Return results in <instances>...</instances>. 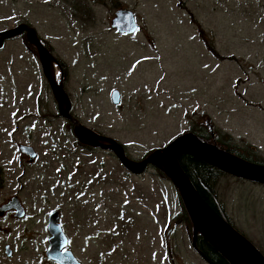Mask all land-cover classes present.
Returning <instances> with one entry per match:
<instances>
[{"label": "rangeland", "instance_id": "374dc122", "mask_svg": "<svg viewBox=\"0 0 264 264\" xmlns=\"http://www.w3.org/2000/svg\"><path fill=\"white\" fill-rule=\"evenodd\" d=\"M119 8L135 13L134 32L111 26ZM21 22L53 54L70 120L88 126L82 136L97 142L99 131L140 160L192 128L207 140L193 142L202 154L213 141L226 158L225 147L264 164V0H0V29ZM30 40L24 31L0 46V201L22 183L30 211L14 230L28 225L42 241L54 208L84 264H211L195 249L194 221L180 215L178 187L158 164L132 171L111 149L77 139ZM21 142L32 144L34 161L21 157ZM214 166L208 187L221 212L264 259V179ZM17 234L0 230V243ZM2 253L0 245V262Z\"/></svg>", "mask_w": 264, "mask_h": 264}, {"label": "water", "instance_id": "95a60500", "mask_svg": "<svg viewBox=\"0 0 264 264\" xmlns=\"http://www.w3.org/2000/svg\"><path fill=\"white\" fill-rule=\"evenodd\" d=\"M134 18H135L134 12L131 9L119 8L115 11V16L111 20V25L114 26L119 32H132L138 26ZM24 31H26L29 40L31 39L32 42L35 43V45L37 46L38 56L41 63L43 74L50 83L53 94L57 100L60 113L62 111L65 117L72 118L68 114V110L70 107L69 96L62 87V82L61 81L57 82L55 77L52 75L50 70V65H48L49 60L50 63L53 62L54 56L41 41L36 30L31 25H28L25 22H21L16 24L15 26L2 29L0 30V46L2 45L4 39ZM60 89L64 93L67 99V103L65 105H62V102L63 101L65 102V100L61 98ZM60 98L62 99V102L60 101ZM111 99L115 103L119 101L120 91L118 88L112 89ZM74 122H75L74 133L81 142L90 143L93 145L111 149L116 153L118 158L121 160V163L124 164L128 169L132 171H141L145 167L146 163L150 161V162H154L156 165L158 164V166L161 169H163L172 178L173 183L178 187L180 198L183 201V204L188 212V215L194 221L192 242L197 251L200 250H198L197 248L196 239L198 234H201L203 237L207 238L226 257L229 264H260L261 260L264 262L263 255L260 253L259 249H257L243 234H241L230 222H228L221 214H219L204 200V198L200 195L196 186L192 182L188 173H186L183 167L181 166L178 156L181 153H189L192 155H197L201 159L203 160L205 159V161H207L208 163H211L213 165L216 164L221 168H224L228 171H232L234 173L244 175V177L247 176L252 180L264 179V164L251 161L249 159H246L244 157H241L235 153L226 151L224 149L223 150L225 152L230 154L229 155L230 157L226 158L225 156L219 154L224 159V162L215 161V157L218 154L217 152H215V150L219 147L216 146L215 144L205 141L207 144L213 145L215 147L214 150H212L213 147L211 146L202 148L203 154H205L206 156L210 157L212 160L215 161L213 162L209 160L208 157L203 155L198 149H196V145L193 142L194 140H196V138H199V136L196 134V132L191 130L184 131L176 135L166 145L162 147H158L157 150L151 151L149 154H147L144 158L140 160H135L127 155L124 146L118 140H115L113 137L107 135H99L95 131L98 135L97 137L99 138V140L96 142L91 137L89 138V136H84V135L82 136L81 130L84 129L86 130L88 126H84L82 123H78V121L76 120H74ZM86 132L88 133V131ZM200 140L204 141L202 139ZM19 147L22 151L30 154V157L28 158L29 160H33L35 156V152L30 144H20ZM158 151L161 153H159ZM169 157L171 159V162H169ZM135 164H140V167L137 168ZM226 164L230 165L231 167L229 168L228 165ZM176 165L180 170L178 169L174 171V169H177ZM10 204L14 205L16 204V201L11 200ZM10 204L9 202L6 203L5 204L6 208H9L11 206ZM4 208L5 207H2L1 210H3ZM17 214L22 215V211L18 212ZM198 221L201 223V225L204 228H208V227L213 228L215 227V225L223 226L227 235L233 236V238L236 241L235 247L238 248V251L241 253L240 262L238 260H232L226 254L225 250L220 249L209 238V236L206 235L204 231L199 230L197 224ZM48 230L50 231L51 235L49 238L50 246L46 250V254L49 257L56 259L61 264H82V262L76 257V255L72 252V250L64 248L68 240L66 233L63 231L60 223L58 222L57 210H53L48 216Z\"/></svg>", "mask_w": 264, "mask_h": 264}, {"label": "flooded vegetation", "instance_id": "af4514ba", "mask_svg": "<svg viewBox=\"0 0 264 264\" xmlns=\"http://www.w3.org/2000/svg\"><path fill=\"white\" fill-rule=\"evenodd\" d=\"M61 79V76H60ZM61 81V80H60ZM122 102L120 99V102L116 104V106H121ZM72 110V106L70 108V111ZM66 119V118H65ZM67 123L71 126L73 125L70 119H67ZM97 132V131H96ZM99 135H105L101 132H97ZM108 136V135H107ZM86 148H94L96 146H89L86 143L83 144ZM21 157H26L25 154H20ZM37 156V155H36ZM5 168L0 163V191L2 188L6 185V176H5ZM7 173V172H6ZM20 177V172L18 173ZM16 177L15 179H17ZM22 183H18L17 186L13 189L12 193L5 196V199L0 201V222L2 218H6L8 221L3 224V226L0 227V230H2L6 234H13V233H19L16 236H13L12 239L8 240L7 238L3 243H0V245H3V255L2 261L0 264H6L7 261L11 262L12 264H41V261L44 260V263L46 264H61L57 260L48 257L46 254L47 248L50 246V232L48 230L47 221H48V215L50 211H48V214L46 215V224L45 229L47 230L44 238L42 241L46 242L45 244L41 245V239L39 238L40 230L37 232L35 229H30V226L24 225L21 228V231L14 230L15 225L18 223V220L21 219H27L29 218V204L26 202V200L23 198V196L20 193ZM213 194V193H212ZM214 198L216 199L215 195L213 194ZM15 200L16 204L11 205L10 201ZM9 208H6L5 204L8 203ZM217 207L220 211L224 213V210L222 209L221 205H218L216 202ZM5 207L3 211H1V208ZM22 211V215H18L17 213ZM61 216V215H60ZM60 222L64 228V223ZM65 232L67 233L66 229L64 228ZM68 236V233H67ZM17 237H21L23 239H27V241H20L17 242L15 239ZM72 237L68 236V243L64 248L71 249L72 252L78 257L77 253L73 250L71 247V241ZM79 258V257H78ZM80 259V258H79Z\"/></svg>", "mask_w": 264, "mask_h": 264}, {"label": "trees", "instance_id": "16d2710c", "mask_svg": "<svg viewBox=\"0 0 264 264\" xmlns=\"http://www.w3.org/2000/svg\"><path fill=\"white\" fill-rule=\"evenodd\" d=\"M115 1V0H114ZM24 42L27 43L32 52L37 53L32 44H30L25 37H23ZM4 45V44H3ZM48 47V45H46ZM49 48V47H48ZM60 61V60H59ZM61 62V61H60ZM192 130V128H191ZM200 134V133H198ZM227 150L231 151V149ZM236 152V151H231ZM252 153H255L251 151ZM235 154L242 155L243 157L254 161L251 156L246 155L243 152H237ZM179 162L186 173L190 176L192 182L196 186L198 192L200 195L204 198V200L213 208L215 209L219 214H224L219 210L216 204V199L214 198L212 194V189L208 187L210 185L209 180H211V177L209 176L211 174H216L218 172V169L216 166H214L211 163H208L205 161V159H201L197 155H192L189 153H181L178 156ZM257 162V161H256ZM212 186V185H211ZM180 203L182 205V212L180 215L183 219L186 221H189V215L188 212L183 204V201L180 199ZM196 245L197 248L200 250L201 254L212 264H229L226 257L205 237L202 235H198L196 239Z\"/></svg>", "mask_w": 264, "mask_h": 264}, {"label": "bare ground", "instance_id": "6f19581e", "mask_svg": "<svg viewBox=\"0 0 264 264\" xmlns=\"http://www.w3.org/2000/svg\"><path fill=\"white\" fill-rule=\"evenodd\" d=\"M48 65H50L51 70V63L50 60L48 61ZM54 66H52V70L54 71ZM56 72V69L54 73ZM52 73V72H51ZM60 101L62 102V99L60 98ZM164 150V149H163ZM214 150V149H213ZM161 153V152H159ZM215 160H220L221 162H224V159L217 154L215 157ZM164 163V162H163ZM166 167V166H165ZM163 171V170H162ZM248 173V172H247ZM251 174V173H250ZM183 187V186H182ZM195 214V213H194ZM199 217V216H198ZM197 220V219H196ZM198 228L201 231H204L206 235L209 236V238L220 248L225 250L226 254L232 259V260H238L240 262L241 259V253L238 251V248L235 247V239L231 235H227L225 232L223 226L221 225H215L213 228H204L201 223L198 221ZM245 256V255H244Z\"/></svg>", "mask_w": 264, "mask_h": 264}, {"label": "snow or ice", "instance_id": "6c2138e0", "mask_svg": "<svg viewBox=\"0 0 264 264\" xmlns=\"http://www.w3.org/2000/svg\"><path fill=\"white\" fill-rule=\"evenodd\" d=\"M144 59H150V58L149 57H145ZM139 63H140V61H137V64H139ZM133 67H135V65ZM154 256H155V254H154Z\"/></svg>", "mask_w": 264, "mask_h": 264}]
</instances>
